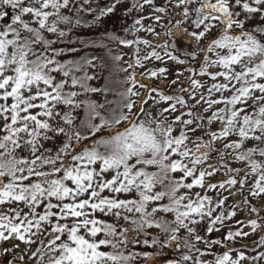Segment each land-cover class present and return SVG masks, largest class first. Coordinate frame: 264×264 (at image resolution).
I'll list each match as a JSON object with an SVG mask.
<instances>
[{"label":"snow or ice","instance_id":"6c2138e0","mask_svg":"<svg viewBox=\"0 0 264 264\" xmlns=\"http://www.w3.org/2000/svg\"><path fill=\"white\" fill-rule=\"evenodd\" d=\"M119 3L120 0H114L95 9L99 13L96 19L113 13ZM177 6L185 20H191L194 26L193 31L185 29V33L197 43L204 41L198 50L186 55L197 59L202 54L200 74L223 81L208 89L209 97L216 92L218 98H200L207 104L205 111L212 113L208 123H221L217 131H204L200 124L190 127L204 117L184 119L185 113L172 116L177 111L175 104L153 112L128 99L123 104L127 111H113L104 116L98 111L102 105L76 100L80 93L64 91L67 79L57 82L53 76L54 72H62L68 78L70 72L65 67L72 62L60 63L56 57L64 54L63 49L53 48L56 41L43 34L65 36L59 25L72 23L64 12L73 11L75 0H0V21L9 15L6 8L14 12L10 22L0 24V206L22 203L27 208L24 211L9 207L6 212L0 208V240L14 238L23 242L30 250L28 259L38 257L35 264H130L134 255L139 254L126 255L125 249L129 244L141 242L158 248L156 256H162L169 247L178 250V255L166 259L164 264H241L247 259L243 252L235 260L229 252L214 260L204 259L212 255L211 244L222 241L209 244L200 234V226L208 221L207 231L212 232L221 216L214 217L216 209L210 206L211 197L197 192L193 198L185 190L203 187L204 177L214 174L215 166L209 165L214 171L198 166L209 159L210 153L219 151L214 142L224 140V148L233 149L236 160L249 167L251 174L258 173L250 194L264 195V24L247 28L256 16L264 18V0H178ZM137 7L142 5H132V9ZM87 10L93 11L90 7ZM79 22L77 19L76 23ZM166 36L169 39L163 47L171 45L175 50L176 38L170 33ZM120 43L131 45L133 41L121 39ZM221 50H226V54L222 55ZM208 53H214L217 59L210 61ZM166 54L178 60L171 52ZM149 55L161 58L155 51ZM209 63L218 65L220 70L209 72ZM190 82L199 85L195 79L190 78ZM77 84L85 93L98 91L72 76L71 85ZM126 91L129 96L136 95L131 88ZM226 92L231 95L225 96ZM161 99L170 101L173 97L162 95ZM176 102L185 103L182 99ZM218 104L224 107L212 111V106ZM60 105L83 106L88 118L74 125L76 117L70 112L62 114L57 110ZM56 117L61 118L67 129L59 122L53 127L50 121ZM93 119H99V123H93ZM104 129L108 130L107 135L97 139ZM198 130L201 134L193 151L187 142ZM232 135L238 139L228 142ZM89 137L93 140L91 146H87ZM42 141L53 146L45 147ZM248 141L253 146L246 147ZM224 166L227 168L226 163ZM228 171L236 175L226 183L242 188L248 182L250 173L242 178L238 169ZM176 173L182 175L177 177ZM216 187L208 185L210 189ZM105 192L109 195H104ZM250 211L255 212L256 208ZM97 213L114 218V222L97 218ZM249 222L255 229L257 220ZM260 226L264 228V224ZM153 229L155 234L150 231ZM100 233L104 238H98ZM233 236L229 232L224 239ZM201 241L205 251L199 246ZM37 243L40 246L32 251ZM102 247L110 250L104 251ZM8 251L6 248L5 252Z\"/></svg>","mask_w":264,"mask_h":264},{"label":"rangeland","instance_id":"374dc122","mask_svg":"<svg viewBox=\"0 0 264 264\" xmlns=\"http://www.w3.org/2000/svg\"><path fill=\"white\" fill-rule=\"evenodd\" d=\"M114 0H88L87 3L84 0H75V8H80V11H76L75 8L73 11H65L64 15H68L71 18L72 23H75L77 19H89L91 18L90 28L92 26L95 28L100 23L102 25L108 24L107 22L112 19V28L116 29V23L118 19L114 15V12L106 16L99 17V19L94 18V11L97 8H104L109 4L113 3ZM142 5V7H137L132 9V5ZM178 5V0H151V3L146 4L144 0H130V3L125 10L130 16V22L127 24L126 28L129 29L127 32L123 31L124 37L127 40L133 41L131 45L121 44L120 37H114V39H105L104 41L108 44L110 52L112 53V60L108 67H106L101 60L96 58V55L85 56V59L82 58L80 61H77L76 57L72 54H64L59 56L57 59L60 63H65L71 61L72 63L65 67L66 71L70 72L68 78H64L62 72H54L53 76L57 82L67 79V84L64 91H76L80 93L75 99L76 100H86L94 102L96 105H102L103 107L98 109L102 115L108 116L112 113V107L110 106L114 102V97L112 93L108 90V83L114 82L118 85H121L124 89L123 98H121V108L123 109V104L126 100L130 99L133 103L137 104L138 107L142 106L145 108V111H158L161 108H167L170 104H175L177 111L172 113V116L180 115V113H185L184 119H192L195 116L204 117L203 120H195L194 124L190 127H196L197 124L202 125V130L204 131H217L221 127L219 121H213L211 124L208 123V117L211 116V112H206L207 104L204 103L200 98L203 96L205 99L209 98H218L219 93L213 92L211 97H209L208 89L214 83H221L222 78H217L213 80L209 75H201V64L203 63L204 57L200 54L199 59H193L190 62L188 59H170L166 52H171V45L167 49L163 47L166 40L169 37H166V33H170L172 38H176V48L175 51L183 53L186 55L188 51L198 50L201 44L194 41L191 36L185 33V29L188 32L194 30V26L191 23V20H185L183 11ZM93 9V11H88V8ZM192 7V6H189ZM117 8V7H116ZM163 8L164 11H159L158 9ZM129 9H132L129 11ZM9 15L5 20L0 21V24L8 21L9 16L14 14L11 8L5 9ZM181 13V15H180ZM99 16V13L96 14ZM159 17V20L156 19ZM194 18V17H193ZM25 19H29L25 17ZM140 20V24H136L135 21ZM181 22L179 26L177 22ZM60 24L59 27L61 30L68 34V32H75L73 24ZM174 23L173 25H171ZM258 24H264V18L256 16L251 20L247 28L250 30L256 27ZM171 25V26H170ZM35 26V25H33ZM76 26V25H75ZM168 26L169 29H168ZM174 27H179L181 33L183 34V39H179L181 36L175 35L173 31ZM148 28L153 29L152 32L147 31ZM168 29V30H167ZM215 31V30H214ZM46 38L55 40L58 38L57 34L52 33H43ZM186 36L189 37V41L186 42ZM137 41H140L137 43ZM142 41H148V44H144ZM159 45V47H157ZM171 48V49H170ZM139 49V52L137 51ZM155 51L161 58L156 59L154 56H150L151 52ZM221 54H226V50H221ZM174 56V55H173ZM119 57V59H115ZM147 57V59H145ZM209 60L217 59L214 53H208ZM139 59L140 63L137 64ZM90 61L91 63H86ZM179 61H183L182 63ZM131 65L132 67H129ZM164 69V71H160ZM220 70L218 65L208 64L209 72H216ZM239 70V68H237ZM155 72L153 76L151 73ZM75 76L78 80L85 83L89 88L98 89L97 92H83L79 84L76 86L71 85V78ZM91 77V79H84V77ZM130 78H134L137 83L133 84ZM190 78L195 79L199 82L198 86H194L190 82ZM110 80L108 82V80ZM145 86V87H142ZM131 88L136 95L129 96L127 89ZM184 89V91H181ZM173 97L172 100L166 101L162 100L161 96ZM225 96L231 95V93H224ZM177 99H182L185 101L184 104L177 103ZM197 101H200L197 103ZM10 102V101H9ZM223 104L213 105L212 111H215L217 108H223ZM59 111L63 113L70 112L72 116H75L76 119L73 121L74 125H79L81 121L86 120L87 114L85 108L82 106L80 108H71L68 106L60 105L58 106ZM192 112V116H188L187 113ZM57 122L60 123V126H63L67 129V125L61 120L60 117H56L55 120L50 121L53 127L56 126ZM93 123H99V119H93ZM178 134V133H177ZM201 130H198L195 135H190V139L187 142L188 148L195 150L194 145L197 142V137L200 136ZM51 135V133H49ZM60 139H63L62 137ZM208 137L205 136L204 140L207 141ZM236 135H232L228 142L231 140H237ZM43 142V141H42ZM45 147H52L51 142H43ZM224 140H216L214 142V148L219 151L209 154V159H207L203 164L199 165L198 168L206 169L207 171H214L213 168L209 165L215 166L214 174L211 177H204L203 187L194 186L190 191V194L195 198V194L198 192L201 196L207 195L211 197L212 203L211 207L216 209L214 212L215 216H221V220L217 221L215 224V229L212 232L207 231L208 221H205L200 226V234L211 244L212 241L221 240L220 244H211L212 255L204 256L205 260H214L216 256L222 255L224 252H229V255L233 260H235L240 252H243L245 257L244 261L241 264H264V240L261 239L264 236V228L261 226H256L255 229L250 224L251 219L264 218V195L259 197H254L250 194V188L254 183V178L258 176V173L251 174L249 167H246L244 163L235 159V152L233 149L224 148ZM87 146H90L87 145ZM253 146V142L248 141L246 147ZM227 153H232L228 155ZM223 157V159H222ZM179 159V157H177ZM217 161H220L217 164ZM184 163H188L187 160ZM227 164L225 168L224 164ZM230 163V164H229ZM239 168L241 177H244L245 173H250L247 178V183L243 186L244 194L236 191V189L226 183V181L235 175L232 174V177L228 175L229 166ZM177 177L182 175L181 173L175 174ZM196 175H199L197 171ZM7 182V181H5ZM187 182H191V178H188ZM223 183V187L219 185ZM209 184H216L217 187L214 189L208 188ZM104 195H109L108 192H105ZM223 201L222 205H219L218 202ZM245 205H250L251 208H256L255 212L251 214L244 209ZM9 207H20L24 211H27V208L21 204H12V205H2L3 211H7ZM42 211V209H40ZM234 212L235 215L229 216L228 213ZM97 218L105 220L106 222H114V218L105 217L100 213L96 214ZM18 222V221H17ZM123 223V221H121ZM155 234L156 230H150ZM231 232L234 236L230 239H224L228 236V233ZM236 233H248L247 236L235 235ZM98 238H104L103 233L98 234ZM19 247H14L15 245ZM39 243L32 246L31 250L34 251L36 247H39ZM133 243L129 244L127 249H125V254L133 253ZM199 246L202 251H205L204 242L201 241ZM10 249L7 253L5 249ZM170 252L173 248L169 247ZM102 250L109 251V248L102 247ZM134 254V253H133ZM30 255V250L27 245L23 242L10 238L8 240H0V264H35L37 258H33L31 261L28 259ZM24 256L25 259L21 260L18 257ZM254 257H259L254 259ZM139 260H136L134 255L130 264H138ZM145 262H141L144 264ZM147 264V262H146Z\"/></svg>","mask_w":264,"mask_h":264},{"label":"trees","instance_id":"16d2710c","mask_svg":"<svg viewBox=\"0 0 264 264\" xmlns=\"http://www.w3.org/2000/svg\"><path fill=\"white\" fill-rule=\"evenodd\" d=\"M129 3H130V0H120L119 5H117V8L114 11V15L118 19V23H116L115 25L116 29L112 28V25H111L112 19L107 22L108 24L104 23V25H102L100 23L95 28L93 26L92 28H90V23L88 22L91 21V18L89 19L82 18V21L81 19H79L80 21L79 24H77L76 21L75 23H72L74 26L73 27L71 26V29H74L75 32H68V34H65V36L56 38L54 40L56 41V43L52 47L56 49H63L64 54H69V53L72 54L74 56L72 58L75 59L76 57L77 61H80L81 58L84 60L87 54L96 55V58L101 60L102 63L106 67H108L109 64L111 63L110 61L112 60V53L110 52L108 44L104 40L105 39L112 40L114 39L115 36L120 37L121 39H126L124 37L123 31L127 32L129 30L126 28V26L130 22V18H129L130 16L127 14L125 7H127ZM96 14L93 15L94 18L97 17ZM11 15L9 16V19L7 22H10ZM173 24L174 23H172L171 25ZM170 26H168V29ZM171 50L173 51V55L177 56L178 59H188L190 62L193 61L192 57L185 55L183 53H180L178 51H175L173 49ZM57 58L58 57H56V59ZM199 58L200 57H197V59ZM109 81L110 80H108V82ZM108 87H109L108 90L112 93L114 97V102H112V104L110 105L113 109L112 112L113 111L119 112L122 110L121 98L124 97L123 96L124 89L121 85H118L114 83L113 81L111 83L110 82L108 83ZM107 132L108 130L104 129L102 133L97 134V139L101 138V136H106ZM92 143H93V140L91 137H89L87 140V145L90 144L91 146ZM229 167H230L229 169H234L233 167H231V165ZM235 169L239 170V168H235ZM232 174L236 175L235 172L233 173L228 172V175L231 177H232ZM239 175L241 176L240 171H239ZM232 186L236 189V191L244 194L243 187L241 188V186L239 185H232ZM244 209L247 210L250 214L252 213V211H250L251 209L250 205H245ZM256 220H257V226L264 224V218H261V219L257 218ZM139 239H141L142 241L143 237L141 236L139 237ZM133 245H134V247L132 246L133 253L139 254V255H135L136 260H139L138 264H141V262H145L144 264H146V262L147 264H164V261L166 259H169V258H172L173 256L178 255V250L173 249L170 252V249L166 248L163 250L162 256H156L155 253L159 249L156 247L150 246V244L145 245L143 242H141L139 244L133 243ZM145 252L150 253L151 255L149 256L142 255V253H145Z\"/></svg>","mask_w":264,"mask_h":264},{"label":"bare ground","instance_id":"6f19581e","mask_svg":"<svg viewBox=\"0 0 264 264\" xmlns=\"http://www.w3.org/2000/svg\"><path fill=\"white\" fill-rule=\"evenodd\" d=\"M180 15H181V13H180ZM173 31L175 32V34H176L177 36H183V34L181 33V29H180L179 27H174V28H173ZM185 41H186V42L189 41V37H188V36H186Z\"/></svg>","mask_w":264,"mask_h":264}]
</instances>
